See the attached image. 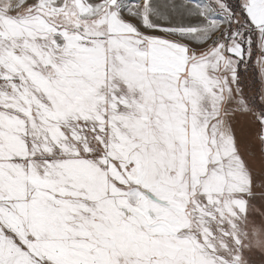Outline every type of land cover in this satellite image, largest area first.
<instances>
[{"label":"snow or ice","instance_id":"1","mask_svg":"<svg viewBox=\"0 0 264 264\" xmlns=\"http://www.w3.org/2000/svg\"><path fill=\"white\" fill-rule=\"evenodd\" d=\"M0 264H264V0H0Z\"/></svg>","mask_w":264,"mask_h":264},{"label":"rangeland","instance_id":"2","mask_svg":"<svg viewBox=\"0 0 264 264\" xmlns=\"http://www.w3.org/2000/svg\"><path fill=\"white\" fill-rule=\"evenodd\" d=\"M205 2H206V0H205Z\"/></svg>","mask_w":264,"mask_h":264}]
</instances>
